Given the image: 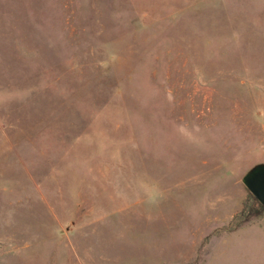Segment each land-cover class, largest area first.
<instances>
[{
    "label": "rangeland",
    "instance_id": "rangeland-1",
    "mask_svg": "<svg viewBox=\"0 0 264 264\" xmlns=\"http://www.w3.org/2000/svg\"><path fill=\"white\" fill-rule=\"evenodd\" d=\"M264 0H0V264H264Z\"/></svg>",
    "mask_w": 264,
    "mask_h": 264
},
{
    "label": "water",
    "instance_id": "water-1",
    "mask_svg": "<svg viewBox=\"0 0 264 264\" xmlns=\"http://www.w3.org/2000/svg\"><path fill=\"white\" fill-rule=\"evenodd\" d=\"M247 191L264 209V163H258L248 169L241 178Z\"/></svg>",
    "mask_w": 264,
    "mask_h": 264
},
{
    "label": "trees",
    "instance_id": "trees-1",
    "mask_svg": "<svg viewBox=\"0 0 264 264\" xmlns=\"http://www.w3.org/2000/svg\"><path fill=\"white\" fill-rule=\"evenodd\" d=\"M253 197V196H252ZM253 199H254V197H253Z\"/></svg>",
    "mask_w": 264,
    "mask_h": 264
}]
</instances>
